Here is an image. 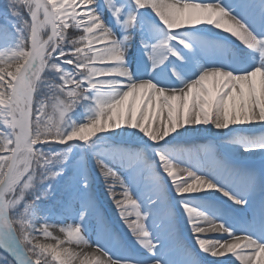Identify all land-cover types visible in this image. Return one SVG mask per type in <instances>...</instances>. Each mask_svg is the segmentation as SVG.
Returning a JSON list of instances; mask_svg holds the SVG:
<instances>
[{"label": "snow or ice", "instance_id": "6c2138e0", "mask_svg": "<svg viewBox=\"0 0 264 264\" xmlns=\"http://www.w3.org/2000/svg\"><path fill=\"white\" fill-rule=\"evenodd\" d=\"M0 264H264V0H4Z\"/></svg>", "mask_w": 264, "mask_h": 264}, {"label": "bare ground", "instance_id": "6f19581e", "mask_svg": "<svg viewBox=\"0 0 264 264\" xmlns=\"http://www.w3.org/2000/svg\"><path fill=\"white\" fill-rule=\"evenodd\" d=\"M259 164V162L257 161V165ZM95 187L97 188L96 192L98 194V196L101 199L102 204L104 205L105 209L108 211L109 216L114 218V209L112 208L110 202H108L106 200V198L104 197V193H103V185L97 181ZM119 230L121 231V235H124V230L122 229V226L118 225ZM54 235L56 236H61V233H54ZM205 235H207L208 237H216L219 234L218 233H206ZM130 239V238H129ZM110 250L113 252L114 255H118V256H123V255H131V253L127 252L126 250L120 248L118 245H109Z\"/></svg>", "mask_w": 264, "mask_h": 264}, {"label": "rangeland", "instance_id": "374dc122", "mask_svg": "<svg viewBox=\"0 0 264 264\" xmlns=\"http://www.w3.org/2000/svg\"><path fill=\"white\" fill-rule=\"evenodd\" d=\"M3 4H4V0H0V10H2V6H3ZM95 189L97 190V188L95 187ZM60 233L59 231H58V228L54 231V233ZM61 236H62V234H61Z\"/></svg>", "mask_w": 264, "mask_h": 264}]
</instances>
